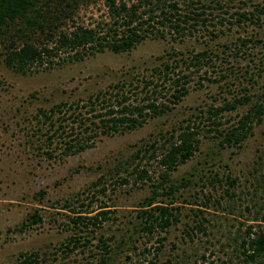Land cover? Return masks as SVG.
<instances>
[{
    "label": "rangeland",
    "instance_id": "1",
    "mask_svg": "<svg viewBox=\"0 0 264 264\" xmlns=\"http://www.w3.org/2000/svg\"><path fill=\"white\" fill-rule=\"evenodd\" d=\"M197 1L212 5L206 10L211 22L191 35L146 38L129 51L64 58L25 74L4 65L0 42V264H15L30 252L33 264H220L232 253L230 237L261 223L264 113L240 143L227 145L219 144L218 131L234 125L247 104L220 111L216 130L201 111L244 93L264 101V0ZM105 12L95 0L79 5L72 17L92 26L105 21ZM207 48L213 66L194 72L187 93L164 114L127 132L101 135L71 155H61L58 134L52 144L46 140L50 127L41 111L146 73L168 53ZM78 106L61 108L50 121L56 126V117L86 112ZM186 123L200 129L197 150L165 172L158 162L165 138ZM141 148L147 154L135 156ZM158 205L175 219L164 231L147 232L140 211L156 215ZM33 213L39 221L30 224ZM76 214L96 215L95 224H73Z\"/></svg>",
    "mask_w": 264,
    "mask_h": 264
},
{
    "label": "trees",
    "instance_id": "2",
    "mask_svg": "<svg viewBox=\"0 0 264 264\" xmlns=\"http://www.w3.org/2000/svg\"><path fill=\"white\" fill-rule=\"evenodd\" d=\"M94 1L0 0V42L3 44L4 65L15 73L25 74L54 65L64 58L77 60L105 49L129 51L146 38L180 39L191 35L199 26L210 25L209 16L212 14L206 10L213 8L197 0H188L185 7L177 0H101L106 11L105 21L92 26L73 21L72 16L79 5ZM239 16L246 17L244 13H239ZM66 22H70L68 27H65ZM208 32L215 31L211 28ZM210 52V49H202L188 55L182 51L168 53L156 65L146 68V73H139L134 78L123 77L79 102H62L48 113L41 111L43 121H47L50 127L46 140L52 144L58 134L61 155H71L91 147L101 135L127 132L141 126L147 119L164 114L187 93V83L194 72L205 66V74L207 68L213 66ZM164 88L167 96L162 93ZM79 104L87 107L85 113L69 112L67 119L63 115L59 119L56 117V126L54 121H50L61 108L75 111ZM237 104H247V108L234 125L218 131L221 136L219 144L240 143L250 133L253 124L261 121L264 101L252 100L249 94L244 93L233 97L230 102L224 101L221 106L208 105L201 111L209 126L216 130V125L220 124L217 114L222 110H232ZM64 120L67 122L62 123ZM199 130L197 126L186 123L169 133L158 159L165 172L173 170L197 150ZM148 148L137 150L135 156H145ZM46 154L50 155V152ZM154 209L158 211L156 215L140 211L144 216L142 228L147 232L153 227L164 231L175 218L165 206L158 205ZM105 213L100 211L98 215L105 217ZM261 218L263 225L250 223L238 239L230 237L234 243L232 253L220 259V264L231 263L233 259L235 264H264V217ZM95 220L96 215L76 214L70 218L73 224L87 221L95 224ZM37 221L39 217L33 213L30 224ZM34 262L36 255L30 252L21 253L15 264Z\"/></svg>",
    "mask_w": 264,
    "mask_h": 264
}]
</instances>
